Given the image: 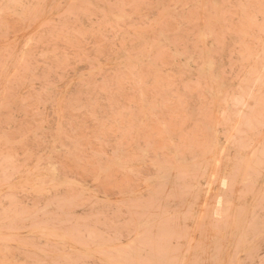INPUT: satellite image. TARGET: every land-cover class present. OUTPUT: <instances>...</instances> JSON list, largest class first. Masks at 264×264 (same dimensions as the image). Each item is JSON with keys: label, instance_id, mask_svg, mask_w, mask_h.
Segmentation results:
<instances>
[{"label": "rangeland", "instance_id": "374dc122", "mask_svg": "<svg viewBox=\"0 0 264 264\" xmlns=\"http://www.w3.org/2000/svg\"><path fill=\"white\" fill-rule=\"evenodd\" d=\"M0 264H264V0H0Z\"/></svg>", "mask_w": 264, "mask_h": 264}]
</instances>
